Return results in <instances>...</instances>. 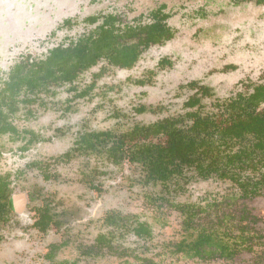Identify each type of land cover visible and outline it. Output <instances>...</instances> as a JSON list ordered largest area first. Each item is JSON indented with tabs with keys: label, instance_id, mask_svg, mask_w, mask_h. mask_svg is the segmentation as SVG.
<instances>
[{
	"label": "rangeland",
	"instance_id": "obj_1",
	"mask_svg": "<svg viewBox=\"0 0 264 264\" xmlns=\"http://www.w3.org/2000/svg\"><path fill=\"white\" fill-rule=\"evenodd\" d=\"M162 5L171 14L169 24L176 32L173 41L146 53L132 71L110 69L86 99L71 102L74 94L66 86L49 99L48 107H36L35 117L17 118L19 132L29 130L44 139L30 152L21 154L18 147L22 143L0 138V148L8 150L3 151L0 173L14 176L17 191H40L43 198L35 205L53 200V209L66 215L61 232H52L51 237H29L32 232H28L29 239L20 236L25 226L13 216L6 231L16 236L10 240L13 243L0 244V264H140V259L160 264H257L255 254L247 252L231 261H203L175 254L171 245L185 237L182 218L172 206L157 208L147 203L145 190L128 180V167L118 170L101 158L84 156L66 164L55 160L72 148L74 135L83 127L93 131L114 127L116 112L145 124L183 114V105L193 94L186 86L191 82L213 88L214 101L243 90V82H260L264 72V5L240 0H0V75L22 56L44 59L49 50L69 44L87 31L86 18L117 14L125 22H133ZM67 20L72 21V27L59 30ZM165 58L173 65L161 70L158 65ZM226 66L236 68L224 71ZM98 70L85 74L81 86L89 85ZM142 77L152 79V85L143 88L130 81ZM211 103V99L205 101L207 111L212 109ZM140 106L160 107L162 111L138 115L135 110ZM34 163L44 166V173ZM82 169H100L95 178L100 189L80 184ZM171 199L179 205L213 204L216 216L232 211L238 217L240 209L247 210L261 219L254 226L259 244L255 249L264 248V196L244 200L229 181L195 178L173 192ZM113 210L148 223L153 243L147 246L128 235L117 241L115 250H95L102 221ZM1 231L2 227L3 234ZM53 245L61 248L53 262H48L45 255Z\"/></svg>",
	"mask_w": 264,
	"mask_h": 264
},
{
	"label": "flooded vegetation",
	"instance_id": "obj_2",
	"mask_svg": "<svg viewBox=\"0 0 264 264\" xmlns=\"http://www.w3.org/2000/svg\"><path fill=\"white\" fill-rule=\"evenodd\" d=\"M240 1H255V3L258 5H264V0ZM157 13L163 19L165 18L163 21L166 26L170 28L171 38L163 42V44H154L148 48L141 47L142 53L139 55L137 62L132 68H122L119 66H115V64L110 65V63H108L106 60L98 61L95 66L83 72L76 83H74L73 85H66L68 86V91L71 94H74L73 97L70 98L71 102L76 99L81 100L86 99L88 96H91L92 92L96 88L98 81L104 78L108 74V71L110 69H117L118 71H132L134 68H136V66L139 64L142 57L146 53L156 47L166 46L171 41H173L176 37V32L169 24L171 14L167 13L166 6L162 5L161 7L150 11L148 15H141L140 18L136 19L133 22H125L122 17L117 14L96 15L86 18L85 23L87 26V31L79 35L78 38L73 39L69 44H60L67 48L72 43H76L83 36L92 34V32L95 31L104 22V19L109 15L117 17L120 21V25L123 26V29L128 27L129 29L139 31L146 26L154 24L157 21L155 18V14ZM91 18H97L98 20L95 24H89L87 20ZM71 27L72 21L67 20L62 23V25L58 29L63 30L64 28ZM54 49L49 50L47 56L44 59H34L32 56H30V54L22 56L8 70L7 73L1 72L0 81H7L9 73L18 63L26 60L27 58H30L31 61L46 60L50 52ZM172 65L173 64L171 63V61L165 58L160 61L158 67L161 70H165L166 68H171ZM97 68H99V70L92 76V82L89 85L82 87V77ZM235 68V66H226L224 68V71L233 70ZM151 72L152 71H149L148 74H151ZM130 81L135 85L143 88L150 87L153 82L152 79H145L143 77L138 80ZM242 85L244 87L243 90H239L233 93L231 97L227 99H215L214 101V97L216 98V95L213 88L206 86L201 82H191L186 86L193 92V94L183 105L184 113L159 119L152 124L141 123L137 119L131 118L121 112H116L113 115L117 119L114 127L105 131H93L91 129H85L83 127L74 135L75 139L73 141L72 148L68 152L57 158L55 162L66 164L84 156L89 158L93 157L96 159L101 158L107 161L110 166H113L118 170L125 171V168L128 167V170L130 172L127 176L128 180L131 181V183H135V186H141V188L145 190V198L147 199V203L157 208L172 206L176 209V211L182 218V226L183 231L185 232V237L179 243L171 245L173 248L172 252H174L175 254L183 255L188 259H198L203 261L215 260V258H222L224 261H231L240 253L247 252L255 254V261H258L257 264H264V248H262L261 251H256L255 249L256 246H259V244L256 243V241L258 240V235L256 234L254 226H256L259 221L261 222V219L255 217L245 209L239 210L238 217L233 215L232 211L225 212V214L223 213L221 216H216V214L212 210H215L217 206L213 204L199 205L197 203H194L179 205L175 204L171 199V194L173 192H178L183 185L189 184V182L195 178L200 181H210L212 179L225 182L229 181L234 184L237 189H239L240 194L244 198V200L258 199L264 196L263 184L258 185V183L264 180V164L258 165L257 169L255 170L254 167L250 165L251 160H247L246 158H244L245 163H236L234 165L235 167H237V175L242 177L241 180L244 181L245 191H243L239 187V185L235 181H233V179L221 178L219 173L217 174L216 172H213L212 167L209 166L206 160H204V164H201L199 166L198 163L194 162L182 163L181 161H179V159H169L170 162H163V160L159 158L161 154L156 151H152V153L148 155L149 151H146V149H142L143 145L149 146L151 144L159 143H161V145H165L168 138L166 135H159L155 138L146 139L143 138L142 135H139L141 131L138 132L137 129L138 127L144 128L155 125L159 121H163L166 119L184 117L187 113L198 110L201 111V113L206 112L218 115L219 120H223L226 125H229L231 123L229 121L231 118L234 117L235 119H238V114L241 112V109H244L247 105L251 107V110H255L257 112L263 111L264 102H261V100L255 101L254 98L256 94L261 92L262 88L264 87V72L262 74L260 82H250L249 84L243 82ZM57 96L50 97L43 94L41 96L42 98L36 99V101H38L34 104L33 102H31L33 101L31 97H25V104L20 103L18 105L17 112L9 116L8 122L11 126L10 131H7L5 133L0 132V138H7L9 142L13 143H22L21 146L18 147V150L21 152V154H26L32 149H35L38 145L42 144L44 139L39 134H35L29 130H23L19 132V129L17 128L18 126L16 125V119L20 116L27 118L35 117L37 115L35 109L36 107H48L50 103L49 99ZM195 96L200 98V105H197L194 108H188L187 104ZM23 98L24 97H22V99ZM210 99L212 100V109L207 111V106L205 107L204 104L205 101ZM235 100L242 101L243 104H239L236 105L235 108H231ZM256 103H258V106L256 105ZM160 111H162V108L160 107L147 106H140L135 110L138 115H144L146 113L157 115L160 113ZM186 122H188V120ZM93 134L99 135L101 142L103 141L105 145V153L103 155L85 154L82 146L80 147L82 139H86ZM109 134L116 135L117 138L119 137L118 141H122H119L123 146L120 160L118 159V162H113L112 160H110L106 152V150H108V148L112 145V139H110V137H107ZM242 136L248 137V135L244 134ZM251 140L252 142H248L249 147H252L255 143H257L256 141H253V139ZM142 150L145 151L142 152L143 154L141 156V159H139V152H141ZM240 150H243L242 146L237 145L231 147V149H229L227 153L232 155L239 152ZM3 151L8 150L0 148V166L2 161L4 160ZM162 153L166 155L167 152ZM33 166L37 169H41L44 173V166H40L39 163H34ZM47 168L48 167H45V169ZM99 170L100 169L87 171L82 169V177L79 181L80 184L88 189H100L99 186H96L95 179L100 174ZM0 195L4 197L3 204L5 203L8 207H5V213H3L2 215L0 214V227H2L1 232H3V234H0V244H2L3 242L9 244L13 243L10 240L15 238L16 235H12L6 231V225H9L11 222H13V216L18 217L17 220L20 221L21 224H24L25 227L22 229L20 236L26 239H29L28 232H32L31 234H29V237H36L37 234L44 237L50 236L52 232L53 235H55L56 231H62V227H64L62 218L66 217L65 213L62 212V214H58L53 209V200L47 201L44 199L45 204L35 205L37 200H39L40 197L43 196L42 193L40 191H37L36 193H30L26 192L25 189L17 191L14 186V176L11 173H0ZM32 204H34V207H31ZM31 211H33V213H31ZM16 224L18 226L21 225L19 224V222H17ZM68 229L69 231H71V227ZM53 235L51 234V236ZM128 235L134 236L139 242H142L147 246L151 245L154 239L153 230L150 225H148V223L140 221L135 216H126L119 211H110L104 217L101 229L95 239V250H102L105 248L115 250L114 248L116 247L117 241L121 238H124V236L127 237ZM27 241L29 242V240ZM60 248L61 246H50V250L45 255V259L48 262H53L55 253L59 251ZM130 257H132V254H130ZM140 262V264H160L148 259H140ZM61 264L67 263L63 262ZM72 264L77 263L74 262Z\"/></svg>",
	"mask_w": 264,
	"mask_h": 264
},
{
	"label": "trees",
	"instance_id": "obj_3",
	"mask_svg": "<svg viewBox=\"0 0 264 264\" xmlns=\"http://www.w3.org/2000/svg\"><path fill=\"white\" fill-rule=\"evenodd\" d=\"M155 18L157 21L154 24L138 31L128 27L123 29L119 19L109 15L92 34L83 36L67 48L58 46L50 52L46 60L31 61L27 58L15 65L7 81H0V132L10 131L9 116L17 112L20 103L25 104L26 98L31 97L34 104L43 94L57 96L59 88L76 83L83 72L95 66L100 60H106L110 65L115 64L122 68H132L142 53L141 47L163 44L171 38L170 28L163 21L165 18L160 17L158 13L155 14ZM97 20L91 18L87 22L95 24ZM254 100L264 102V87L256 94ZM200 101V98L195 96L187 107L194 108L200 105ZM239 104L243 102L235 100L231 108ZM256 105L258 106V103ZM238 115V119L233 117L229 120L231 123L226 125L223 120H219L218 115L201 113L198 110L187 113L184 117L166 119L155 125L137 129L138 132L141 131L139 135L146 139L159 135H166L168 138L165 145L161 143L143 145L142 149L149 151L148 155L156 151L161 154L159 158L163 162L179 159L182 163L194 162L199 166L206 160L213 172L219 173L221 178L233 179L245 191L244 181L237 175V167L234 165L245 163L244 158L251 160L250 165L255 170L258 165L264 164V110L257 112L247 105ZM243 134L248 137L242 136ZM99 137L93 134L82 139L80 147L82 146L85 154L105 153V145ZM107 137L112 139V145L106 152L110 160L118 162L122 152V141L119 142L116 135L109 134ZM251 139L257 143L249 147ZM237 145L242 146L243 150L232 155L227 153L231 147ZM143 151L145 150L139 152V159ZM162 152L167 153L165 155ZM262 184L264 186V180L258 183ZM3 199L4 197L0 195L1 215L5 213L7 207L5 203L3 204Z\"/></svg>",
	"mask_w": 264,
	"mask_h": 264
}]
</instances>
